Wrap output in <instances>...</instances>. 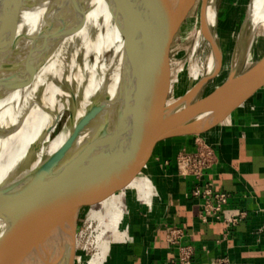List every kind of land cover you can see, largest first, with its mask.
I'll return each instance as SVG.
<instances>
[{
  "label": "water",
  "instance_id": "water-1",
  "mask_svg": "<svg viewBox=\"0 0 264 264\" xmlns=\"http://www.w3.org/2000/svg\"><path fill=\"white\" fill-rule=\"evenodd\" d=\"M197 1L157 0L146 16L133 4L127 7L119 28L124 45L118 92L114 98L105 91L96 92L76 123L79 109L77 101L73 103L69 125L63 128L70 130L64 145L20 182L0 232V264H75L76 259L88 257L79 255L77 247L57 261L56 219L60 212L79 205L80 225L92 229L96 219L118 202L125 209L135 191L133 182L144 173L158 145L202 135L264 98V88L254 97L212 98L209 94L198 98L218 77V67L171 101L164 76L172 64L176 37ZM202 2L204 5L206 0ZM37 6L52 13L49 24L31 38L19 35L25 11ZM68 6L69 0H0V96L33 83L65 29ZM201 26L206 28L203 22ZM124 123L131 124L128 133L133 156L128 161H103L98 167L97 157Z\"/></svg>",
  "mask_w": 264,
  "mask_h": 264
},
{
  "label": "bare ground",
  "instance_id": "bare-ground-1",
  "mask_svg": "<svg viewBox=\"0 0 264 264\" xmlns=\"http://www.w3.org/2000/svg\"><path fill=\"white\" fill-rule=\"evenodd\" d=\"M104 1L108 4L113 0ZM147 3L146 7L151 13L157 0H147ZM93 8L94 0H69L65 29L33 83L21 89L5 92L0 96V232L4 228L23 177L45 158L58 151L68 139L70 133L68 127L54 138L52 134L58 128L65 113L69 112V104L72 107L75 101L78 103L76 123L84 115L96 92L105 91L111 98L118 92L123 65V45L119 31L121 25L117 5L111 13L109 34L110 53L118 55L115 61L111 65L97 63L90 68L81 64L78 66L82 49L77 46L89 11ZM217 8V0H206L204 5L201 2L198 24L192 33L193 36L196 35L195 48L203 38L214 46L213 54L206 63L205 77L212 75L218 67L221 69L224 63L215 31L218 19ZM51 16L52 13L47 11L45 6L28 9L20 20L18 34L29 35L28 38H31L49 24ZM202 22L205 29L201 26ZM237 35L239 50L231 66V77L218 88L212 98L251 97L263 86L264 55L255 65L254 61L256 46L264 35V0H250L245 19ZM30 42V40L25 41V45L28 46ZM83 59L85 60L84 54ZM243 66L249 67L246 73L242 72ZM191 74L195 86L202 80L201 70L193 68ZM129 126L125 123L121 124L119 131L104 147L103 154L97 157L98 167L103 161L121 162V159L128 158L134 153H128L133 143L128 133ZM82 142L83 138L78 144ZM132 187L143 193L145 197L151 198L152 185L146 177L139 181L135 180ZM80 212L81 209L77 205L63 210L56 219L58 262L70 256L77 248ZM123 215L122 204L118 202L96 220L101 227L111 228L117 232ZM105 219H108V224H105ZM104 232L105 230L102 234ZM108 248V245L101 246L99 252L89 261L90 264H102Z\"/></svg>",
  "mask_w": 264,
  "mask_h": 264
},
{
  "label": "crops",
  "instance_id": "crops-1",
  "mask_svg": "<svg viewBox=\"0 0 264 264\" xmlns=\"http://www.w3.org/2000/svg\"><path fill=\"white\" fill-rule=\"evenodd\" d=\"M200 143L217 155L202 183L230 195L224 217L244 215L235 225L201 220V202L192 195L199 181L178 164L181 153H194ZM145 177L151 198L131 186L102 264H264V98L202 135L161 143L137 181Z\"/></svg>",
  "mask_w": 264,
  "mask_h": 264
},
{
  "label": "rangeland",
  "instance_id": "rangeland-1",
  "mask_svg": "<svg viewBox=\"0 0 264 264\" xmlns=\"http://www.w3.org/2000/svg\"><path fill=\"white\" fill-rule=\"evenodd\" d=\"M201 2L202 0L197 1V4L187 19L186 24L181 28L179 34L177 35L172 64L164 76V81H168L169 83V97L173 102L178 100L179 97L185 95L191 87H194L195 82L193 80V75L191 74L193 68L201 70L202 74H200V77L202 79L205 78L206 63L213 54L212 44L204 38L201 39L200 44L197 48H195L196 35L193 36L192 33L198 24ZM249 2L250 0H217L218 19L216 20L217 29L215 31L218 36L219 50L223 54L224 63L220 69L218 77L203 88L198 95V98L205 97L209 94L213 95L230 77L231 66L236 59L239 50L237 45V33L239 34L240 28L245 19ZM131 4L137 8L141 16L150 14L148 8L146 7V4H148L147 0H113L108 4L104 0H94V8L89 11L85 22L86 28L84 27L77 46V48L80 47V49H82L81 55L78 58V66L81 64L86 68H90V66H95L97 63H107L111 65L115 61L118 55L110 53L109 34L111 28V13L117 5L119 9V21L122 24L123 15H125L127 7ZM122 45H124L123 37ZM83 54L85 56V60L83 59ZM263 55L264 35L261 37L256 46L254 65ZM248 69V66H243L242 72L246 73ZM170 70L172 72H169ZM161 82H163V78L161 79ZM83 91L84 88L80 93L81 96L83 95ZM114 97L115 96L112 98ZM68 109V111L71 110V104H69ZM69 116L70 112L65 113L59 122L58 128L52 134V138H54L57 134L62 133L61 131L63 128L66 125H69ZM131 149H133V147ZM120 161L122 162L128 160L127 158H123ZM108 222V219H105V224H108ZM79 225L80 222L78 224V254H88V257L76 259L75 264H90L89 261H91L94 255L99 252L101 246L111 245L112 241L115 239L116 232L111 228L106 229L104 226L101 227L98 220H96V223L93 224L92 229H86L83 224H81L80 227ZM103 230H105L104 234H102ZM118 231L119 230H117V232Z\"/></svg>",
  "mask_w": 264,
  "mask_h": 264
},
{
  "label": "built area",
  "instance_id": "built-area-1",
  "mask_svg": "<svg viewBox=\"0 0 264 264\" xmlns=\"http://www.w3.org/2000/svg\"><path fill=\"white\" fill-rule=\"evenodd\" d=\"M217 162V155L210 146L205 143H200L194 153H181L178 157V164L182 167L185 176H191L197 179L199 183L192 190V195L200 200L203 212L201 220L206 223L212 221L224 220L228 226L235 225L239 218L244 217L240 214L239 217L226 219L224 217L225 206L228 204L230 195L226 192L215 190L212 183H202V179L206 173ZM184 264L187 261H183Z\"/></svg>",
  "mask_w": 264,
  "mask_h": 264
}]
</instances>
